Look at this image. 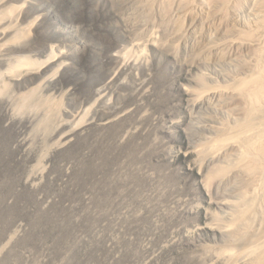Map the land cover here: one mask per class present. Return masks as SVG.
<instances>
[{
    "label": "rangeland",
    "instance_id": "obj_1",
    "mask_svg": "<svg viewBox=\"0 0 264 264\" xmlns=\"http://www.w3.org/2000/svg\"><path fill=\"white\" fill-rule=\"evenodd\" d=\"M2 12L0 264H229L232 229L215 227L237 192L207 189L201 151L236 120L226 88L264 52V0H0ZM33 19L25 45L5 44ZM51 44L48 66L15 63ZM32 88L35 112L15 111Z\"/></svg>",
    "mask_w": 264,
    "mask_h": 264
},
{
    "label": "bare ground",
    "instance_id": "obj_2",
    "mask_svg": "<svg viewBox=\"0 0 264 264\" xmlns=\"http://www.w3.org/2000/svg\"><path fill=\"white\" fill-rule=\"evenodd\" d=\"M165 1L167 2V0ZM12 9L17 8L13 5L8 8L9 11H12ZM8 10L6 9L5 13ZM3 13H0L1 23L5 17ZM16 16L19 20L20 13ZM35 19L26 22L24 26L22 25L23 27H17L12 33V38L4 43L25 45V41L28 39V30L35 23ZM9 27L6 28L9 29ZM3 29L5 31L0 32L1 39L9 31L5 27ZM262 40L264 42V35L253 42L254 46H259ZM237 44L236 40L231 41V45ZM245 46H247L246 42ZM58 47V44H51V53L41 61H31L32 56L21 55L17 57L15 63L19 62L23 65L24 58L27 56L26 64H38V66L46 67L56 60ZM263 54L264 52L258 54L259 58H257L260 63L257 59V64H254L249 70L250 74L247 77L240 79L231 88H226V90H232L238 95L239 108L236 120L213 130L214 134L204 143L201 151V156L204 155L203 157L207 158L210 164L207 175V189L211 191L215 186L212 184L216 180L219 183L229 182V185L231 181V183H234V185L231 184V193L233 191L237 192L236 198L238 199H235L236 201L233 203L219 201L222 206L227 203L232 204L233 213L230 220L224 223L219 220L218 226L214 224L215 228L219 227L221 230L228 231L232 229L230 246L223 251V256H220L228 260L229 264H264V64L261 63ZM59 55V64H65L63 59L61 60V53ZM6 71L8 72V69ZM11 71L13 72V69ZM1 75L3 74L0 73ZM2 89L4 90V87ZM221 90L224 91V88ZM30 92L31 94L29 92L20 94L23 97L20 102L15 104V111L26 112L29 110L30 112L31 109L35 112L34 107H31L32 96L36 93L35 88H32ZM224 92L226 93V91ZM227 92L229 93V91ZM213 93L216 94L215 91L205 90L201 95L206 97ZM236 102L235 104H237ZM36 111L39 114L42 112L51 115L53 107L40 103ZM41 125H43L42 122ZM217 190L219 192L218 188Z\"/></svg>",
    "mask_w": 264,
    "mask_h": 264
},
{
    "label": "trees",
    "instance_id": "obj_3",
    "mask_svg": "<svg viewBox=\"0 0 264 264\" xmlns=\"http://www.w3.org/2000/svg\"><path fill=\"white\" fill-rule=\"evenodd\" d=\"M0 139H2V138H0ZM21 190L24 191V193L26 192L27 194H35V192H36L35 190L29 189L26 187L22 188Z\"/></svg>",
    "mask_w": 264,
    "mask_h": 264
}]
</instances>
